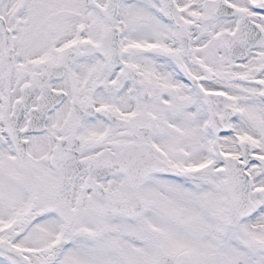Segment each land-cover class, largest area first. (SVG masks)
<instances>
[{"label":"snow or ice","instance_id":"6c2138e0","mask_svg":"<svg viewBox=\"0 0 264 264\" xmlns=\"http://www.w3.org/2000/svg\"><path fill=\"white\" fill-rule=\"evenodd\" d=\"M0 264H264V0H0Z\"/></svg>","mask_w":264,"mask_h":264}]
</instances>
